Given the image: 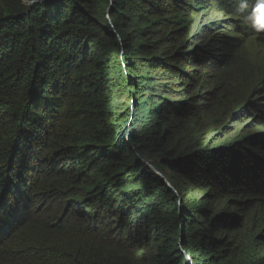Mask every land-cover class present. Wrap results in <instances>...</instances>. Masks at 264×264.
Instances as JSON below:
<instances>
[{
	"label": "trees",
	"instance_id": "obj_1",
	"mask_svg": "<svg viewBox=\"0 0 264 264\" xmlns=\"http://www.w3.org/2000/svg\"><path fill=\"white\" fill-rule=\"evenodd\" d=\"M218 1L0 0V264H264V73Z\"/></svg>",
	"mask_w": 264,
	"mask_h": 264
},
{
	"label": "clouds",
	"instance_id": "obj_2",
	"mask_svg": "<svg viewBox=\"0 0 264 264\" xmlns=\"http://www.w3.org/2000/svg\"><path fill=\"white\" fill-rule=\"evenodd\" d=\"M259 3L258 8L259 12L256 10H251V7L256 3ZM212 3H215L212 1ZM216 9L219 5L227 6L225 0L217 2ZM231 10L218 11L227 17L226 21H221L214 14V20L219 22L218 28V41L212 43V46L220 50H229L234 47L235 50H238L242 55L245 56L252 62L261 67V71L264 73V60L260 61L251 55L248 46H260L264 49V3H260V0H232L231 1ZM261 10L263 14H261ZM236 18V21L228 20ZM221 37H224L221 39ZM206 58H215L212 55L206 56ZM209 60V59H208ZM205 64L209 63L205 61ZM213 77V75H211ZM208 83H211L209 81Z\"/></svg>",
	"mask_w": 264,
	"mask_h": 264
},
{
	"label": "rangeland",
	"instance_id": "obj_3",
	"mask_svg": "<svg viewBox=\"0 0 264 264\" xmlns=\"http://www.w3.org/2000/svg\"><path fill=\"white\" fill-rule=\"evenodd\" d=\"M217 18H219L221 21H226L227 17L225 15H223L220 12H217V15H215ZM228 20H233L236 21V18H232V19H228ZM224 37H221V39H223ZM248 49L251 53V55H253L255 58L259 59L260 61L264 60V49L260 46H254V45H250L248 46ZM245 56H247L245 54ZM209 80V78H208Z\"/></svg>",
	"mask_w": 264,
	"mask_h": 264
},
{
	"label": "bare ground",
	"instance_id": "obj_4",
	"mask_svg": "<svg viewBox=\"0 0 264 264\" xmlns=\"http://www.w3.org/2000/svg\"><path fill=\"white\" fill-rule=\"evenodd\" d=\"M263 3H264V0H262V4H263ZM259 6H260V4L256 3L255 5H253V6L251 7V10H256V9H257V11H258ZM228 7H229V6H228ZM261 14H263V11H262Z\"/></svg>",
	"mask_w": 264,
	"mask_h": 264
}]
</instances>
